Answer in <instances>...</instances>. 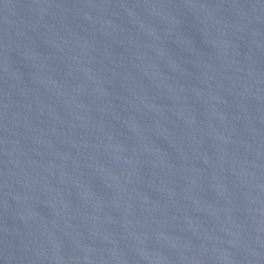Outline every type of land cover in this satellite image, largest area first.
<instances>
[{
    "label": "water",
    "instance_id": "water-1",
    "mask_svg": "<svg viewBox=\"0 0 264 264\" xmlns=\"http://www.w3.org/2000/svg\"><path fill=\"white\" fill-rule=\"evenodd\" d=\"M0 264H264V0H0Z\"/></svg>",
    "mask_w": 264,
    "mask_h": 264
}]
</instances>
